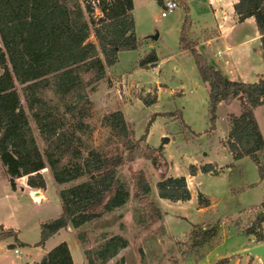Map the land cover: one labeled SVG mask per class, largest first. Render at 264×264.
<instances>
[{
	"label": "trees",
	"instance_id": "16d2710c",
	"mask_svg": "<svg viewBox=\"0 0 264 264\" xmlns=\"http://www.w3.org/2000/svg\"><path fill=\"white\" fill-rule=\"evenodd\" d=\"M97 9L100 15L95 14ZM133 10V0H0V160L9 183L16 189V179L26 177L29 188L44 191L42 171L47 167L60 186L79 182L59 191L61 214L41 224L38 246L44 247L48 239L69 226L86 244L87 233L81 227L129 202L130 192L119 181L118 172L128 157L156 150L144 147L152 120L158 115L177 116L155 114L146 133L136 138L124 114L112 112L103 117L101 124L109 130L110 140L123 143L127 155L89 147L94 133L88 123L92 109L89 93L106 78L107 69L115 66L119 52L136 50L142 45L135 36ZM234 10L239 22L254 19L264 57V0H239ZM185 31L184 28L179 37V48L192 53L201 81L209 87L210 132L216 129L218 107L238 99L241 113L229 116L231 128L225 148L234 161L251 159L264 179V162L260 158L264 153V136L255 116L264 105V76H259L255 83L228 79L208 63L197 49L198 40ZM158 61L152 51L140 59L139 65L154 68ZM18 86L22 87L28 112ZM29 115L44 144L42 151ZM189 171L195 176L198 169L191 165ZM212 171L210 164L200 168L203 174ZM133 182L134 197L148 211L140 224L148 227L161 218V210L151 199L147 175L135 171ZM156 189L159 199L173 203L192 198L186 176L165 175ZM199 198L202 200L201 194ZM259 208L261 211L244 234L263 242L264 202ZM18 236L15 229L0 227V243L14 238L17 244L25 245ZM215 236V228H202L199 233H192L193 244L202 247ZM128 245L125 238L114 236L94 248L84 249L85 259L88 264H107ZM37 264L75 263L68 244L62 242Z\"/></svg>",
	"mask_w": 264,
	"mask_h": 264
},
{
	"label": "rangeland",
	"instance_id": "374dc122",
	"mask_svg": "<svg viewBox=\"0 0 264 264\" xmlns=\"http://www.w3.org/2000/svg\"><path fill=\"white\" fill-rule=\"evenodd\" d=\"M165 1L133 0L135 36L142 45L136 50L119 52L115 66L107 69L106 78L94 85V90L89 93L92 109L88 123L94 129L89 147L108 154L127 155L122 142L109 139V130L101 124L104 116L121 111L132 124L136 138H140L155 114L177 115L156 116L144 144V147L156 150L128 157V162L120 168L118 179L130 192L129 202L81 227L80 230L87 233L86 244L79 241L77 232L69 226L41 247L37 245L41 224L61 214L59 191L79 182L60 186L47 167L42 171L46 189L43 195L34 197L27 188L21 191L28 187L26 177L16 179V189L11 187L0 160V227L15 229L19 232V240L25 242V245L17 244L11 238L0 243L3 249L0 252L7 264L39 262L62 242L68 244L75 264H88L84 249L94 248L114 236L125 238L129 245L107 264L121 261L123 264H260L255 257L238 255L258 243L244 232L264 202V179L256 164L249 158L234 161L225 148L231 128L229 116L240 115V102L237 99L230 104H221L216 129L210 132L209 87L201 81L192 53L179 48V37L185 28L189 36L200 41L199 52L214 61L215 53L225 50L224 44L219 41L208 46L203 41L207 33L201 31L207 27L206 22L214 21V14L206 0H177L178 8L162 17ZM95 14L101 12L97 9ZM245 27L243 31L252 34V28ZM191 29L195 31L191 33ZM152 51L159 57L156 67H140V59ZM225 56L223 51L219 59L223 60ZM257 59L260 60V56ZM258 72L264 74V68ZM246 79L248 82H243L258 80L255 73H250ZM18 90L27 111L22 87L18 86ZM255 116L264 136V105L256 110ZM29 121L42 151L44 144L30 115ZM260 158L264 162V153ZM207 164L213 171L201 173L200 168ZM191 165L198 169L195 176L189 174ZM135 171H142L149 178L151 199L162 214L148 227L140 224L148 211L134 197ZM165 175L186 176L191 200L173 203L159 199L156 184ZM200 194L204 201L200 200ZM202 228H215L216 236L202 247L194 246L192 233H199ZM262 236L264 242V223Z\"/></svg>",
	"mask_w": 264,
	"mask_h": 264
},
{
	"label": "crops",
	"instance_id": "0c3cea01",
	"mask_svg": "<svg viewBox=\"0 0 264 264\" xmlns=\"http://www.w3.org/2000/svg\"><path fill=\"white\" fill-rule=\"evenodd\" d=\"M178 1L180 2L181 0ZM206 1L212 9L214 21L210 23L206 22L207 27L201 30L207 33V37L203 41H205L208 46H211L214 42H222L225 48L223 51L226 53V56L221 60L219 57L222 55L223 51L216 52L213 56L214 61L204 55L208 63L210 60L211 63L209 64L215 66L224 76L230 79L248 82L246 77L249 76L250 73H255L257 79L259 76H264L262 72H258L260 69L264 68V57L261 50L260 36L257 32L254 19L248 18L243 22H239L234 10V5L239 0ZM245 26H250L252 28V34L243 31L244 28H246ZM192 30L193 29H191V33ZM199 43L200 41L198 40V45ZM241 54H243V57H241ZM253 55L256 56L255 59ZM258 56H260V60L257 59ZM26 188L29 190L30 195L34 197L43 195V191L29 187H23L21 191L24 192ZM36 191L39 192V195H34ZM20 241L25 244L21 239ZM260 244H264V242H258L249 248ZM2 250V247H0V251ZM37 262L36 260L31 261V263L25 261L24 264H37ZM0 264H7L1 252Z\"/></svg>",
	"mask_w": 264,
	"mask_h": 264
},
{
	"label": "water",
	"instance_id": "95a60500",
	"mask_svg": "<svg viewBox=\"0 0 264 264\" xmlns=\"http://www.w3.org/2000/svg\"><path fill=\"white\" fill-rule=\"evenodd\" d=\"M166 141L167 139L165 140V142ZM34 195H39V192L38 191L34 192ZM238 255L239 256L248 255V256L255 257L256 259L259 260L260 264H264V244H260V245L245 249L239 252Z\"/></svg>",
	"mask_w": 264,
	"mask_h": 264
},
{
	"label": "built area",
	"instance_id": "2783aa9c",
	"mask_svg": "<svg viewBox=\"0 0 264 264\" xmlns=\"http://www.w3.org/2000/svg\"><path fill=\"white\" fill-rule=\"evenodd\" d=\"M178 5H179V2L177 0L165 1L163 3L162 17H167L169 14H172L178 8ZM15 252L18 253V250H15Z\"/></svg>",
	"mask_w": 264,
	"mask_h": 264
}]
</instances>
